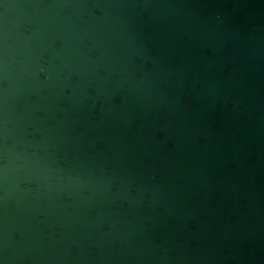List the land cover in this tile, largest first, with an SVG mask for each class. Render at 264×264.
<instances>
[{
    "label": "water",
    "instance_id": "water-1",
    "mask_svg": "<svg viewBox=\"0 0 264 264\" xmlns=\"http://www.w3.org/2000/svg\"><path fill=\"white\" fill-rule=\"evenodd\" d=\"M0 264H264V0H0Z\"/></svg>",
    "mask_w": 264,
    "mask_h": 264
}]
</instances>
